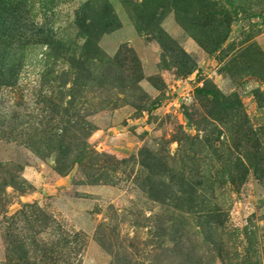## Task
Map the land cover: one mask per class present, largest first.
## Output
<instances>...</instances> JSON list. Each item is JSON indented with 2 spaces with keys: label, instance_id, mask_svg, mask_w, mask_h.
<instances>
[{
  "label": "rangeland",
  "instance_id": "obj_1",
  "mask_svg": "<svg viewBox=\"0 0 264 264\" xmlns=\"http://www.w3.org/2000/svg\"><path fill=\"white\" fill-rule=\"evenodd\" d=\"M261 169L264 0H0V264H264Z\"/></svg>",
  "mask_w": 264,
  "mask_h": 264
},
{
  "label": "trees",
  "instance_id": "obj_2",
  "mask_svg": "<svg viewBox=\"0 0 264 264\" xmlns=\"http://www.w3.org/2000/svg\"><path fill=\"white\" fill-rule=\"evenodd\" d=\"M108 13H109L110 18L113 20V23L115 24V29L120 28V22H119L118 18L114 16V13L113 14L110 13V12H108ZM138 30H139V28H138ZM255 170H256V173H257V168ZM262 171H264V170H262Z\"/></svg>",
  "mask_w": 264,
  "mask_h": 264
},
{
  "label": "crops",
  "instance_id": "obj_3",
  "mask_svg": "<svg viewBox=\"0 0 264 264\" xmlns=\"http://www.w3.org/2000/svg\"><path fill=\"white\" fill-rule=\"evenodd\" d=\"M126 24H129V23L126 22ZM126 26H127V25H126ZM126 30L129 31V33H130V38H133V36H134V35H133V34H134L133 29H132L130 26H127V27H126ZM135 46H136V45H135Z\"/></svg>",
  "mask_w": 264,
  "mask_h": 264
}]
</instances>
